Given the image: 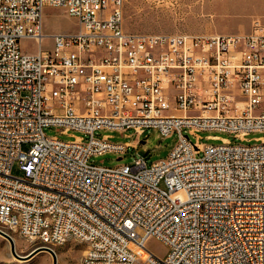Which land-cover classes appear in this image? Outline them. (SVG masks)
<instances>
[{
    "label": "built area",
    "instance_id": "1",
    "mask_svg": "<svg viewBox=\"0 0 264 264\" xmlns=\"http://www.w3.org/2000/svg\"><path fill=\"white\" fill-rule=\"evenodd\" d=\"M127 1L0 0V229L41 246L76 235L86 246L79 264H264V137L190 140L264 133V24L245 34L129 33ZM49 6L80 23L50 36V51ZM23 40L40 50L23 51ZM53 126L83 136H47ZM148 129L178 133L167 158L90 163L139 144L99 130ZM151 239L166 256L148 249Z\"/></svg>",
    "mask_w": 264,
    "mask_h": 264
},
{
    "label": "rangeland",
    "instance_id": "2",
    "mask_svg": "<svg viewBox=\"0 0 264 264\" xmlns=\"http://www.w3.org/2000/svg\"><path fill=\"white\" fill-rule=\"evenodd\" d=\"M194 4L198 7L197 0H177L164 3H154L146 0H129L123 8L124 13V29L129 33H148V34H165L176 35L188 33L187 18L189 12L183 11L185 18L181 19L180 14L182 7L188 4ZM186 5V6H185ZM187 9V8H186ZM222 13V11H221ZM80 30V23L77 19L70 17L62 8L45 7L43 11V48L50 51L53 48V40L50 36L58 34L76 33ZM190 34V33H189ZM21 49L27 53H37L39 50L36 42L31 40H23L20 44ZM60 127H48L45 129L47 136H55L63 141L73 139L72 135L83 136L80 132H70L62 134ZM109 135L112 141L120 144L139 141L137 148L131 146L125 156L107 153L104 155L94 156L90 159V163L99 166L112 167L116 164L132 163L136 154H142L147 159V164L151 166L153 163L163 160L168 157L179 140L178 133H173L170 136H163L157 129H148L145 133L138 137L134 130H128L125 133L112 130H99L96 132V137ZM200 138L190 136V140L195 143L198 139L200 143L206 145H219L221 139L230 140L232 144H254V140L264 137V133H251L246 138L252 142H242L236 139L232 134L218 131H202L199 134ZM211 136H217L220 139H211ZM88 139V136H85ZM14 176L22 177L23 172L16 164L12 168ZM164 188V184H161ZM16 241V251L20 256H26L33 250L41 247L39 244L29 242L13 235ZM148 249L159 257H164L168 253V247L159 240L151 239L147 245ZM52 249L58 256V264H79L82 260L86 246L76 240L69 241L64 245H53ZM142 256V254H141ZM0 264H53V256L49 252L37 254L29 261L17 260L13 257L9 242L0 236ZM140 264V263H137Z\"/></svg>",
    "mask_w": 264,
    "mask_h": 264
},
{
    "label": "crops",
    "instance_id": "3",
    "mask_svg": "<svg viewBox=\"0 0 264 264\" xmlns=\"http://www.w3.org/2000/svg\"><path fill=\"white\" fill-rule=\"evenodd\" d=\"M199 5L182 7L189 12L187 32L202 34H245L252 30L254 20L264 24V0H202ZM187 8V9H186ZM222 11V13H221Z\"/></svg>",
    "mask_w": 264,
    "mask_h": 264
},
{
    "label": "water",
    "instance_id": "4",
    "mask_svg": "<svg viewBox=\"0 0 264 264\" xmlns=\"http://www.w3.org/2000/svg\"><path fill=\"white\" fill-rule=\"evenodd\" d=\"M0 236L3 237L4 239H6L9 242L10 245V249H11V253L13 255V257H15L17 260H22V261H29L32 258H34L37 254H39L40 252H49L52 254L53 256V264H58V260L55 254V251L47 246H41L35 250H33L32 252H30L28 255L26 256H20L17 251H16V247H15V243L13 241V237L8 234L7 232L3 231L0 229Z\"/></svg>",
    "mask_w": 264,
    "mask_h": 264
},
{
    "label": "bare ground",
    "instance_id": "5",
    "mask_svg": "<svg viewBox=\"0 0 264 264\" xmlns=\"http://www.w3.org/2000/svg\"><path fill=\"white\" fill-rule=\"evenodd\" d=\"M39 50H40V47H39ZM240 105H242V103H240ZM188 157H190V159H198V152L196 150H188ZM13 235H16L21 238V234H13ZM72 240L78 241V237H76V235H67V242L72 241ZM13 241L16 245V241L14 238H13ZM33 242L41 246V241H33ZM64 244L65 243H56V244L55 243H42V246H47V247L52 248L53 245H64ZM44 252H40V253H44ZM56 257L58 259L57 254H56Z\"/></svg>",
    "mask_w": 264,
    "mask_h": 264
}]
</instances>
